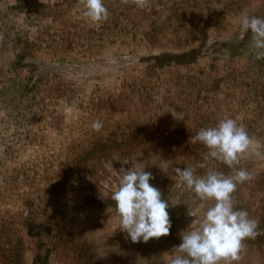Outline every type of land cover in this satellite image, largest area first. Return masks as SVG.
Segmentation results:
<instances>
[{"label": "rangeland", "instance_id": "obj_1", "mask_svg": "<svg viewBox=\"0 0 264 264\" xmlns=\"http://www.w3.org/2000/svg\"><path fill=\"white\" fill-rule=\"evenodd\" d=\"M103 3L96 25L80 0H0V264H166L198 202L174 169L203 162L191 137L225 118L253 140L235 207L264 230V59L239 23L264 0ZM124 160L152 174L169 235L119 229ZM244 243L239 264H264V234Z\"/></svg>", "mask_w": 264, "mask_h": 264}, {"label": "clouds", "instance_id": "obj_2", "mask_svg": "<svg viewBox=\"0 0 264 264\" xmlns=\"http://www.w3.org/2000/svg\"><path fill=\"white\" fill-rule=\"evenodd\" d=\"M80 2L84 7L83 17L96 25L107 21L110 13L103 0ZM122 2L127 4L129 0ZM132 2L140 9L149 4V0ZM239 23L241 34L252 33L253 46L258 50L257 59H264V18L244 15ZM207 43L212 41L209 39ZM91 128L100 132L103 123L93 121ZM191 142H199L207 149L203 162L186 166L183 170L175 168L174 172L187 189L194 192L198 202L195 208L188 210L187 214L194 219L182 232L181 243L174 247L176 254L166 264H239L246 247L244 242L264 234L259 221L250 218L247 211L236 209L233 199L237 186L253 179L251 173L236 167L250 154L253 140L236 120L225 118L215 127L200 129L191 137ZM130 162L132 167H123ZM213 162L225 164L232 173L226 175L210 167ZM144 169L134 160H124L118 172L119 185L111 193L119 217V229L133 243H147L152 238L167 236L172 227L167 211L169 203L162 199L160 190L149 183L152 174ZM197 169L207 171L198 175Z\"/></svg>", "mask_w": 264, "mask_h": 264}, {"label": "trees", "instance_id": "obj_3", "mask_svg": "<svg viewBox=\"0 0 264 264\" xmlns=\"http://www.w3.org/2000/svg\"><path fill=\"white\" fill-rule=\"evenodd\" d=\"M183 54L179 55L180 57L182 56Z\"/></svg>", "mask_w": 264, "mask_h": 264}]
</instances>
